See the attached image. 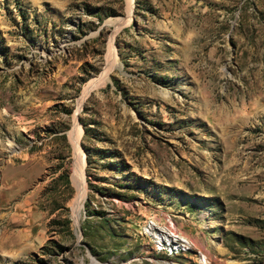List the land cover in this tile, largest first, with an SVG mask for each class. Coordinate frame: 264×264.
I'll return each instance as SVG.
<instances>
[{
  "label": "rangeland",
  "instance_id": "374dc122",
  "mask_svg": "<svg viewBox=\"0 0 264 264\" xmlns=\"http://www.w3.org/2000/svg\"><path fill=\"white\" fill-rule=\"evenodd\" d=\"M0 264H264V0H0Z\"/></svg>",
  "mask_w": 264,
  "mask_h": 264
},
{
  "label": "bare ground",
  "instance_id": "6f19581e",
  "mask_svg": "<svg viewBox=\"0 0 264 264\" xmlns=\"http://www.w3.org/2000/svg\"><path fill=\"white\" fill-rule=\"evenodd\" d=\"M109 58H110L109 60L111 62V60L114 59V54L111 53L109 55ZM106 75H107V73H106ZM96 85H97V83H90L85 88L83 96L80 100L81 102L83 100H85V98L95 88ZM74 136H75L74 137L75 141L78 143L79 134H76V135L74 134ZM83 153H82V151L80 152L79 149H77V159L75 161L74 170H73V180H74V184L78 190V194L76 195V197L73 201V213H74V217H75L76 222L78 221L79 213H80V210L82 208V203L85 199V192H86V182H85V176H84L85 157H84Z\"/></svg>",
  "mask_w": 264,
  "mask_h": 264
}]
</instances>
